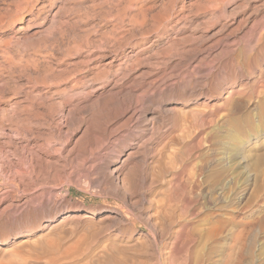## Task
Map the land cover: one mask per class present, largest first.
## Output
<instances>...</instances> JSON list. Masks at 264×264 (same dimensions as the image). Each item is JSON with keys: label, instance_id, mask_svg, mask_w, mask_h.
<instances>
[{"label": "rangeland", "instance_id": "obj_1", "mask_svg": "<svg viewBox=\"0 0 264 264\" xmlns=\"http://www.w3.org/2000/svg\"><path fill=\"white\" fill-rule=\"evenodd\" d=\"M0 264H264V0H0Z\"/></svg>", "mask_w": 264, "mask_h": 264}, {"label": "bare ground", "instance_id": "obj_2", "mask_svg": "<svg viewBox=\"0 0 264 264\" xmlns=\"http://www.w3.org/2000/svg\"><path fill=\"white\" fill-rule=\"evenodd\" d=\"M146 98H147V97H146ZM173 109H174V108H173ZM173 109H171V110L173 111ZM215 194H216V193H215ZM216 197H217V195L215 196V199H216ZM225 198H227V197H225ZM176 199H177V198H176ZM218 199H219V198H218ZM227 199H229V198H227ZM230 199H231V198H230ZM217 201H218V200H217ZM230 201H231V200H230ZM173 202H174V201H173ZM220 202H222V201H220ZM213 203H214V202H213ZM225 203H229L228 200L222 202V205H224ZM217 204H218V203H216L215 205H217ZM215 205H214V206H215ZM218 205H219V204H218ZM228 206H229V205H227V207H228ZM170 207H171V206H170ZM224 207H225V206H224ZM173 208H174V207H173ZM217 208H219V207H217ZM215 209H216V208H215ZM214 211H215V210H214ZM218 215H219V214H217V218H218ZM209 216H211V214H210ZM211 217H212V216H211ZM214 217H215V216H214ZM215 218H216V217H215ZM209 219H210V218H209ZM227 220H228V219H227ZM209 221H211V220H209ZM222 222H223V221H221V219H220V220L217 219V220L214 221V223H217L218 225H220ZM173 223H174V221H173ZM208 223H209V222H208ZM212 223H213V222H212ZM227 223H229V221H226V222L223 223V224L226 225ZM174 224H175V223H174ZM190 224H191V223H190ZM210 224H211V223H210ZM186 225H187V223H186ZM201 225H202V224H201ZM190 228H191V227H190ZM194 229H195V228H194ZM185 231H186V230H185ZM182 232H184V230H183ZM182 232H181V233H182ZM249 236H250V235H249ZM178 238H179V237H178ZM189 238H190V237H189ZM191 238H192V237H191ZM194 238H195V237H194ZM181 239H182V238H181ZM185 240H186V239H185ZM185 240H184V241H185ZM184 241H183V243H184ZM190 241H191V240H190ZM177 242H178V241H177ZM186 242H187V241H186ZM188 242H189V241H188ZM179 243H180V242H179ZM190 243H191V242H190ZM180 244H181V243H180ZM232 252H233V251H232ZM232 252H230L229 255H228V257L231 258L230 262H232V261L234 260V259L232 260V256H233V253H232Z\"/></svg>", "mask_w": 264, "mask_h": 264}]
</instances>
